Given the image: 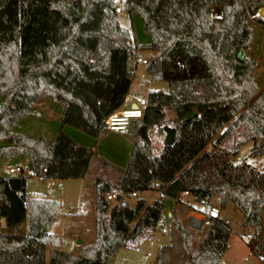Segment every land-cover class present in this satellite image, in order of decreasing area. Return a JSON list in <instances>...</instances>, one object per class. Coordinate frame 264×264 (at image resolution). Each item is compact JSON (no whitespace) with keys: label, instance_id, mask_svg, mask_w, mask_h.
<instances>
[{"label":"trees","instance_id":"trees-1","mask_svg":"<svg viewBox=\"0 0 264 264\" xmlns=\"http://www.w3.org/2000/svg\"><path fill=\"white\" fill-rule=\"evenodd\" d=\"M119 0H0V159H27L20 174H0V264H116L121 247L137 248L153 237L165 197L181 201L188 190L199 202L216 197L219 205L233 203L241 225L255 235L253 254L264 263V170L248 161L234 164L225 148L208 150L204 122L234 121L233 104L247 112L252 154L264 153V89L257 84L252 46L264 0H125L131 16H142L149 43L141 44L121 24ZM222 6V16L212 8ZM241 50L244 59L239 58ZM140 51H147V70L168 90L150 89L144 114L127 133L135 144L117 182L95 177L93 231L76 251L61 249V237L51 231L61 213L54 198L30 196L32 176L84 178L95 150L79 144L62 127L55 139L15 131L26 114L46 96L66 104L63 126L73 125L99 138L109 130L106 118L119 110L133 82ZM167 108L177 118L167 123ZM194 109L198 114L184 120ZM164 133L165 149L153 155L149 130ZM157 161V162H156ZM160 190L152 203L128 197L139 191ZM119 191L118 203L105 198ZM170 223L188 253L183 264H222L233 229L225 216L209 213L210 223L197 248L191 231L176 209ZM160 248L155 264H167Z\"/></svg>","mask_w":264,"mask_h":264},{"label":"rangeland","instance_id":"rangeland-1","mask_svg":"<svg viewBox=\"0 0 264 264\" xmlns=\"http://www.w3.org/2000/svg\"><path fill=\"white\" fill-rule=\"evenodd\" d=\"M125 0H119V5L123 7ZM119 20L122 25L133 31L134 38L141 44L151 41L150 35L144 28L143 18L140 14L135 13L133 16L122 8ZM250 23L257 26V22L250 17ZM252 47L247 52L248 57H254L256 67L253 70L257 84L264 89V29L259 24L252 38ZM254 51V52H253ZM147 51H140L138 56L137 67L135 69V77L133 79L132 91L133 95H147L150 89L168 90V82L163 80H154L147 70V64L143 62L146 59ZM36 113L24 115L18 125L14 127L15 131L24 132L30 136H44L49 139H55L62 127L66 133L71 135L75 141L82 145H87L95 150V156L91 163V172L87 180L80 178L59 179L54 178V186L49 188L47 180L43 177L32 176L28 193L30 196H49L61 202V213L53 222L51 231L61 237V249L65 251H76L78 247L90 240L93 228V200L94 180L95 177L110 179L117 182L121 177V170L126 168L135 144V138L127 133L126 130H106L99 138L77 128L73 125L66 124L63 126L62 119L65 113L66 104L53 99L52 96L42 98L36 104ZM234 121L225 124V127L214 132L215 127L205 125L200 128V132L209 136V144L212 148L222 147L230 153L237 150L236 153L230 154V160L234 164L243 161L250 162L253 166L260 170H264V153L253 155V140L249 139L248 125L245 122L247 112L243 105L236 101L233 104ZM169 124H174L177 118L173 108H167ZM154 157H158L165 149L164 133L159 131L156 126L148 132ZM157 162V161H156ZM20 164L26 167L27 159L19 156L16 159L8 160L0 159V174L9 173V167ZM61 183V184H59ZM160 197L158 190L149 189L139 191L128 197V201L135 206L138 198L147 199L148 203H152ZM189 198V199H188ZM117 200L110 202L111 206L117 204ZM174 204L179 208L182 215L186 210L195 207L198 212H209V205L215 215H221L228 218L232 225V235L230 237V245L224 254L222 264H264L261 263L260 257L253 254L252 246L255 238L243 239L242 234L252 233L250 229L245 230L241 225L243 218L242 212L235 207L233 203H228L225 207H221L216 197H211L207 202L197 203L192 195L182 198L181 201L175 203L171 196L165 197L164 209L158 227L154 231L153 237L144 240L137 248L121 247L116 253L114 263L116 264H155L158 258L161 246L168 244L166 249L167 264H183L188 256L180 235L173 230L169 209L174 208ZM83 210L85 214H80ZM72 213V214H70ZM194 215L201 217L200 214ZM185 218V219H184ZM185 225L191 231V244L193 248H197L203 238L205 230H198L188 226L187 217L183 216ZM163 227H167L168 231L164 232ZM82 239L83 242L79 243ZM49 253L47 260L49 264Z\"/></svg>","mask_w":264,"mask_h":264},{"label":"built area","instance_id":"built-area-1","mask_svg":"<svg viewBox=\"0 0 264 264\" xmlns=\"http://www.w3.org/2000/svg\"><path fill=\"white\" fill-rule=\"evenodd\" d=\"M116 11L121 12L122 7L117 6ZM212 15L214 17H221L222 16V6L215 5L212 8ZM143 62L147 63L148 60L143 59ZM145 102H146V99L142 96H139V97H137V100H136V103H137L136 106L129 107V108L122 109V110H117L114 113L110 114L105 120L106 127L109 130H121V129L126 130V129H128V127L130 126L133 119L140 118L143 116ZM210 145L211 144L208 145L209 151H211L213 149L212 146H210ZM23 170H24L23 166L19 165V164L9 167V173L10 174H20L23 172ZM47 179H48L47 180V186L52 189V187L55 184V181L53 180L54 178H47ZM59 184H61V183H59ZM118 193H119V191H117V190L109 191L106 193L105 198L108 202H111L112 200H117ZM190 194L191 193L188 190H185L182 192L181 198L188 197V195H190ZM209 213L210 212H203L201 217H198L194 214L188 215L187 216L188 226L191 228H194V229L204 230L205 227L210 223ZM70 214H72V213H70ZM80 214H85V213L83 210H81ZM162 230L164 232H167L168 228L163 227ZM242 238L248 240V239L255 238V235L252 233H248V234L243 233Z\"/></svg>","mask_w":264,"mask_h":264},{"label":"crops","instance_id":"crops-1","mask_svg":"<svg viewBox=\"0 0 264 264\" xmlns=\"http://www.w3.org/2000/svg\"><path fill=\"white\" fill-rule=\"evenodd\" d=\"M122 7V6H121ZM123 8V7H122ZM264 9V7H262L260 10H259V12H258V15H260L261 17H263L264 18V13H262V10ZM123 11H121V12H118V15L120 14V13H122ZM259 24H257V26H258ZM257 26H255V31H256V29H257ZM253 41V40H252ZM252 47V50H253V46H251ZM254 52V51H253ZM146 59H148V58H146ZM134 77H135V74H134V76H133V79H134ZM132 85H133V82H132ZM132 85H131V87H130V90H129V92H128V95L126 96V99H125V102H124V104L121 106V108L119 109V110H122V109H126V108H129V107H133V106H135V103H136V100H137V97H139V96H142V97H144V98H146V96L145 95H142V94H138V95H133L132 93H131V91H132ZM211 124H213L212 126L213 127H215V128H217V129H215V131L214 132H217L218 130H220V129H222V128H224L225 127V124H228V123H224V122H222V123H219V122H216V121H208V122H205V125H207V126H209V125H211ZM64 128V127H63ZM20 165V164H19ZM92 169V167H90V170ZM5 175H9V174H7V173H5ZM88 177H89V175L88 176H86V177H84V178H80L81 180H87L88 179ZM159 191V193L161 194V191L160 190H158ZM44 197H48V198H52V197H49V196H44ZM185 198H187V197H185ZM189 199V198H188ZM217 199V198H216ZM174 200H175V203H177V202H179L176 198H174ZM195 200V199H194ZM195 202H197V203H203V202H199V201H196L195 200ZM204 202H207V201H204ZM218 202V201H217ZM173 209H176L177 210V212L179 213V215H180V217L183 219V216H185V217H187L188 215H190V214H195V213H197V214H200V215H202V213H200V212H198V210H196V209H198V208H195V207H192V208H190L189 210L187 209L186 210V213L184 214V215H182V213L180 212V210H179V208L178 207H176L175 206V204H174V208H170L169 209V217H170V215H171V213H172V211H173ZM209 212H212V207L209 205ZM213 213V212H212ZM185 219V218H184ZM4 229H7V220H6V217H0V230H4ZM170 243H168V244H165V245H169ZM223 260H224V258H223ZM223 260H222V263H223Z\"/></svg>","mask_w":264,"mask_h":264},{"label":"water","instance_id":"water-1","mask_svg":"<svg viewBox=\"0 0 264 264\" xmlns=\"http://www.w3.org/2000/svg\"><path fill=\"white\" fill-rule=\"evenodd\" d=\"M239 58L241 59H244L245 57V51L244 50H241L238 54ZM137 105V103H135V106ZM198 114V111L196 109H194L189 115H187L184 120H190L192 119L193 117H195L196 115ZM12 142L10 141H5V140H0V147H3V146H8V145H11ZM83 240L80 239L79 240V243H82Z\"/></svg>","mask_w":264,"mask_h":264},{"label":"bare ground","instance_id":"bare-ground-1","mask_svg":"<svg viewBox=\"0 0 264 264\" xmlns=\"http://www.w3.org/2000/svg\"><path fill=\"white\" fill-rule=\"evenodd\" d=\"M262 13H264V9L262 10Z\"/></svg>","mask_w":264,"mask_h":264}]
</instances>
